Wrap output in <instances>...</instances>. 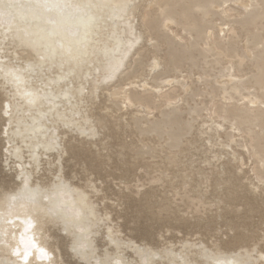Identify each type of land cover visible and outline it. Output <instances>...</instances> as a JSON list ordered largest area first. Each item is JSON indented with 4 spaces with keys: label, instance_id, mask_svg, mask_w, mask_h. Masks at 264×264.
Listing matches in <instances>:
<instances>
[{
    "label": "bare ground",
    "instance_id": "1",
    "mask_svg": "<svg viewBox=\"0 0 264 264\" xmlns=\"http://www.w3.org/2000/svg\"><path fill=\"white\" fill-rule=\"evenodd\" d=\"M106 4L92 10L94 23L87 29L57 12L36 17L26 7L8 9L9 14L0 18V162L5 170L14 171L13 185L0 180V206L10 196L17 197V207L26 203L20 197L27 195V184L54 203L64 201L65 211L75 207L83 214L79 225L67 228L53 217L27 232L19 223L10 227L3 222L12 234V248L27 247L32 264H62L59 237L68 240V251L84 264L107 260L261 264L263 217L259 224H251L254 229L237 223L242 232L225 241L216 238L208 244L196 231L176 242L166 241L159 231L165 243L155 245L147 241L154 240L152 228L140 240L126 237L111 213L123 204L120 193L138 195L153 183L168 194L159 211H176L182 217L215 211L217 219L219 209L225 208L238 212L240 203L221 206L220 197L230 188L222 191L226 184L245 187L255 200H264V0H106ZM53 32L50 39H42ZM57 42L71 46L72 56L62 54ZM46 46L56 54L50 55ZM25 93H33L35 103H28ZM125 115L130 118L123 124ZM109 122L114 135L126 132L123 125L136 135L128 144L134 152L132 161L122 162L132 163L131 168L116 177L106 174L107 179L113 177L111 182L119 181L114 183L119 194L93 175L106 173L113 159L102 154L110 146L105 143L109 135L102 137ZM68 144L76 150L75 165L86 164L83 184L74 182L77 171L65 173ZM123 144H118L122 150ZM78 150L89 155L85 159ZM156 157L161 158L156 166L136 165L138 158ZM137 168L146 176L138 175ZM44 175L49 177L46 182ZM58 177L71 190L62 197L54 191ZM212 182L219 192L208 197ZM81 195L86 199L82 201ZM41 204L50 206L45 199ZM216 219L213 229L204 228L211 237L224 234L222 227L235 230L231 220L220 224ZM51 228L58 236H52ZM250 231L254 235L248 238ZM74 245L82 246L79 254ZM39 248L47 257L41 258ZM0 259L15 264L17 258L0 245Z\"/></svg>",
    "mask_w": 264,
    "mask_h": 264
},
{
    "label": "rangeland",
    "instance_id": "2",
    "mask_svg": "<svg viewBox=\"0 0 264 264\" xmlns=\"http://www.w3.org/2000/svg\"><path fill=\"white\" fill-rule=\"evenodd\" d=\"M140 22H142L141 18H140ZM129 118L130 117L128 115H125L121 119V123L124 124L126 122V120L129 119ZM112 127H113L112 123L109 122L108 129H107V127L105 129H102V137L106 136L108 134L109 136L106 137L105 143L110 145L107 149L102 151V154L103 155L109 154V155H111L113 157V159L109 163L110 166H107L105 168L106 169V173H105V171H101L100 174L95 173L97 175H95V174H93V175L97 176V177L100 176L101 179L105 181V185L106 184H110L112 189H113V191L115 193H118V190H117L118 187H116L117 185L115 186L114 183H118L119 181L117 179H115L114 180L115 182L112 181L113 182L112 183L111 179L114 176L116 177V176L122 175L124 170H126L127 168L128 169L131 168V166H132L131 164L132 163H122V162L130 161V160L132 161L131 155H133L134 152H133V150H129L128 144H130L129 140L132 141V139H134L136 137V135L132 132L133 129H131V131H130V128H132V127H128V126L126 127V126L123 125L124 129L126 130V132L124 133L123 131H119V133L115 134L117 136L116 137L113 134L114 130H112ZM128 133H131V134H128ZM110 134H111L112 137L110 136ZM130 135H132V136H130ZM125 141H127L128 143H126ZM0 142H1V140H0ZM119 143L121 145L124 143L123 146L126 147V148H123L124 151L118 145ZM115 149H116V151H115ZM118 150H120L122 152L120 153V151H118ZM240 151L243 154H246V152H244L243 150H240ZM75 152H76V150L75 151L72 150L71 149V145L68 144V154L65 155V160H67V162H64L65 163V173L67 175H71V170L77 171L78 172V175H77L78 178L74 179V182H76V183L80 182L78 184H83L84 181H85V178H86L85 177L86 176L85 175L86 172L83 171V168L86 167V164L85 165L83 164L84 167L83 166L80 167V165H75V162L77 161L76 159L73 158V157H75L74 156ZM77 152L79 153V155L80 154H82V155L85 154V155H83V157H85V159H86V156L89 155L88 152L87 153H83L84 152L83 150H78ZM118 155L119 156L123 155V157H120V159H118V157H119ZM147 157H150V155H147ZM160 159L161 158H159V157H156V158H145L144 160L142 158H138L136 160V162H137L136 165H146V163L152 162L151 166H156L157 164H155V163L159 162ZM197 164H195V165H197ZM115 165L118 167V168L116 167L117 169L115 168ZM229 167H226L225 169H227ZM248 169L249 168L247 166L244 167V170H248ZM135 172L138 175H140V176H144V177L146 176L145 173H144V170L141 169V168H137ZM107 173L112 174L113 177L110 176L111 178L109 177L107 179V177H106ZM242 173L243 172H241V174ZM215 175L216 174H214L212 176V179L215 177ZM13 176H14V171L13 170L12 171L11 170L8 171L7 168L5 170L3 168L1 162H0V180L1 179H5V181H6L5 186L13 185ZM48 179H49L48 175H44L43 176V181L44 182L48 181ZM212 184H213V186L209 187V191L210 192H208L206 194V196H208V197H211V193L213 194L214 192H217V193L219 192L218 190L215 191V189H216L215 185H214L213 182H212ZM227 185L230 188L227 187ZM231 185L232 184H230V185L226 184V186L223 185L224 187H221L223 189L222 191H224L227 188H229V189H227L228 191L227 190L224 191L226 193L227 192H229V193H227V194L225 193V195L222 194V196L224 198L222 196L220 197V198L223 199V201L220 202V203H222L224 205H221V204L220 205L221 206H225L226 204L240 203V204H242V207L236 213L230 211L229 208H225L226 210L225 209H221V210L219 209L217 214L220 213L221 217H218L217 219H216L217 216H216L215 211H210V212H207L205 214L201 213L202 215L201 214H196L195 212H192V213H190V214H188V215H186L184 217L181 216L182 213H179V212H176V211L175 212L167 211V210L159 211L158 205L160 206V205H162V203L164 204L165 200L163 199V197H165L168 194L165 193L164 187H161V185H159L158 183H153V184L147 185L146 187L141 189V192L138 195H132L131 196L130 194H128L127 191H125L124 194L123 193L122 194L118 193L119 195H122V196H119V197L122 200L124 199L122 206H115L116 209L113 208V211H112V207H110L109 209L113 212V213H111L112 214V218L114 220L113 223L119 222V225H120V228H121V231H122V235H125L126 237H127V235L128 236L131 235V236L135 237L137 240H140L142 235H143V233L146 230H148L149 228L150 229L152 228V231L154 233H156L154 235V240H151L149 238V240H147V241H150V242L154 243L155 245H158L160 243L161 244L165 243V240L163 239V237L162 238L160 237V234H161L162 231H163L162 233L164 234V237L166 238V241L167 240H173L174 242H176V240L179 239V236L187 235L190 231H191V234H192V233H194L196 231L198 236L202 235L201 237H202V239L204 241H206L208 244H212V240H214L216 238L218 240H220V241H222V240L225 241V240L230 239L233 236L234 233L236 234V233L242 232L241 231L242 228L238 229L237 223L242 225V226H246L247 225L246 227L248 228V226L251 227L252 225L259 224L257 221H259L258 219L260 217L264 218V205H263L264 200H257V199L255 200V197H256L255 194H253L251 191H249L245 187L238 188L237 186H235V187L232 186L231 187ZM213 188H215V189L213 190ZM231 189L234 190V191L231 192ZM110 194H111V192H108V196H110ZM111 195L112 196H110V197H112V198L114 197V199L116 198L113 194H111ZM127 196H129V197H127ZM225 196H226V198H225ZM228 197H230V198H228ZM236 198H239V199H236ZM234 200H235V202H234ZM107 201H109V200H107ZM110 202H111V200L109 201V203ZM176 203L180 204L181 201L179 200ZM152 204H155L157 206L152 207L151 206ZM175 205L176 204H172L173 207H175ZM250 206L253 207V208H251ZM150 209L153 211V213H152V211H150L151 213L148 212ZM255 211H256V213H255ZM242 214L246 215L245 219H244V216H242ZM117 215H118L119 218L117 217ZM213 219H216L218 222H220V224H225L227 219H229V220H231L230 222L232 223V225L235 226L236 228L233 231H228L226 229V227H222V231L225 232L224 234L220 233V234H216V236H214V237H211L205 231L204 228L207 227V228H212L213 229L214 228ZM235 223H236V225H235ZM170 224H172V225H170ZM163 225H165L164 228H162ZM167 228H170V231H167ZM252 228L254 229L253 226H252ZM237 230H238V232H237ZM159 231H160V234L158 233ZM50 233L52 234V236H58L59 232H58L57 229L51 228L50 229ZM250 234H252V235H250ZM253 235H254V233H252L250 231V233L248 235L249 236L248 238H250V236H253ZM52 241H55V239L52 240ZM67 241L68 240L63 238V237H59L58 241H57V243L59 245V248H60V252H61L62 264H84V263H81L79 260H77L74 256H72L70 254V252L68 251V248H67ZM97 243H98V245L100 247L103 245V242L101 241V236L98 237Z\"/></svg>",
    "mask_w": 264,
    "mask_h": 264
},
{
    "label": "snow or ice",
    "instance_id": "3",
    "mask_svg": "<svg viewBox=\"0 0 264 264\" xmlns=\"http://www.w3.org/2000/svg\"><path fill=\"white\" fill-rule=\"evenodd\" d=\"M107 6L106 0H98V2H93V0H27V3L21 4L18 0H0V18L5 17L9 13L6 11L12 8H29L32 10L34 16L39 18H46L48 14L52 12H57L62 16H66L68 20H77L79 26L87 29L92 23H94V18L90 15L93 9L101 8ZM49 24H55V21L48 19ZM78 32H72L71 35L75 36ZM55 33H47L42 39H50ZM38 46H40L38 44ZM58 48L61 50L62 54H66L69 57L72 56V47H66L63 43L57 42ZM82 46V45H81ZM50 55L54 56L56 54V49L51 48V46H46ZM43 59V57H42ZM25 98L28 103H35L37 97L33 93H25ZM58 183L54 185V191L57 195L63 196L70 192L66 184L59 177ZM27 195H22L20 198L25 200L26 203L20 204L19 207L16 206L17 197L10 196L6 198L4 210L0 211V245H5L11 251V254L17 259L15 264H32L30 259V253L27 251V247L24 251H21L19 247L15 249L12 248L11 240L9 237L12 235L10 232L3 228V222H7L11 227L14 224L19 223L25 230H34L40 225V223L48 217H53L57 222L62 221L66 228L76 227L81 223L82 213L78 209L73 207L72 209L65 211L63 208L64 201L60 203H54L53 198L44 195L39 188L33 190L27 187L25 184V190ZM41 199L49 201L48 207L42 206ZM86 199L81 195V200ZM90 211V210H89ZM15 217L14 220H9L8 217ZM23 216L24 219L21 220L20 217ZM35 220V223H34ZM83 231V229H81ZM14 239V237H13ZM23 240V235L21 236ZM82 246H73V251L80 253ZM146 254L149 256H154L155 254L151 250H145ZM39 253L41 258L47 257V252L43 248H39ZM0 264H9L6 259H0ZM91 264V261L88 262ZM97 264H113L111 260L107 261H97ZM115 264H120L116 261ZM261 264H264V259L261 260Z\"/></svg>",
    "mask_w": 264,
    "mask_h": 264
}]
</instances>
